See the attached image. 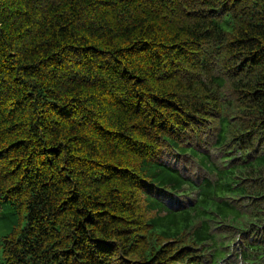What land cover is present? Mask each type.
Returning <instances> with one entry per match:
<instances>
[{
	"label": "trees",
	"instance_id": "obj_1",
	"mask_svg": "<svg viewBox=\"0 0 264 264\" xmlns=\"http://www.w3.org/2000/svg\"><path fill=\"white\" fill-rule=\"evenodd\" d=\"M0 264H264V0H0Z\"/></svg>",
	"mask_w": 264,
	"mask_h": 264
},
{
	"label": "rangeland",
	"instance_id": "obj_2",
	"mask_svg": "<svg viewBox=\"0 0 264 264\" xmlns=\"http://www.w3.org/2000/svg\"><path fill=\"white\" fill-rule=\"evenodd\" d=\"M7 222H8V220L3 219V220L0 221V224L1 225H5V224H7Z\"/></svg>",
	"mask_w": 264,
	"mask_h": 264
}]
</instances>
